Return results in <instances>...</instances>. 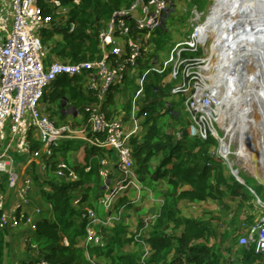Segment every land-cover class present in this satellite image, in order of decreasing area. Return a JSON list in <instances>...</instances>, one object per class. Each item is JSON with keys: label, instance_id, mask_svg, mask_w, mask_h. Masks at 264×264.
<instances>
[{"label": "trees", "instance_id": "1", "mask_svg": "<svg viewBox=\"0 0 264 264\" xmlns=\"http://www.w3.org/2000/svg\"><path fill=\"white\" fill-rule=\"evenodd\" d=\"M59 1L60 7L56 6L53 0H38L42 12L54 18L53 25L41 32L43 43L48 50L47 62L59 59L76 63L100 59L101 29L115 10L132 3V0ZM205 1L193 0L189 3L190 6L200 7ZM72 24H75V28L71 31ZM152 40L155 43L154 50L139 58L137 67L130 69L122 82L113 85L103 101L102 109L109 118H117V114L122 111L126 119L129 117L131 96L140 88L139 79L143 77L145 70L151 67L153 59H158L160 52L167 51L170 47L172 35L168 24L159 27ZM169 73L170 68L162 73L149 71L145 75L144 95L140 99L138 113V117L144 119L142 130L130 138L139 178L165 181V189L162 192L165 198L158 218L152 224L153 229L145 234L146 236L140 237L150 245L151 255L143 260V249L128 250L132 244L137 245L135 233L122 222L112 226L97 225L103 235L104 246L83 244L87 238L88 209H92L100 218L104 219L106 216L101 201L105 191V182L100 173L104 167L103 160L106 159L114 165L118 155L113 149L90 145L83 140L68 139L64 140L55 152L60 150L68 156L70 152L84 148L82 163L73 164L70 159L66 160L79 178L59 182L60 179L48 176V169L41 170L40 158L33 161L29 175L33 178L35 192L45 199L46 207L34 216L36 228L33 229L29 225V228H26L31 233L27 247L39 254L30 259H23L18 264H35L41 257L56 264H92L89 257L94 258L98 264L101 263L100 259L109 264H228L222 259L221 252L215 246L209 245L211 239L217 235L216 229L203 218L183 216L180 204L183 201L204 203L209 200L234 201L242 198L249 201V206L253 207L255 196L227 169L224 158L210 150L212 146L219 144L215 136L209 135L206 140H202L184 135V129L191 123L190 119L183 115L189 94L181 92L178 93L177 100H170L177 96L172 92L177 83L166 81ZM84 81L82 75H60L45 91L44 103L56 114L66 102L65 107L74 106L82 114L83 122L89 125L90 111L87 107L99 103L100 100L95 91L83 88ZM118 93L127 99L123 110L119 112L116 108ZM174 112L179 114L173 126L178 130L169 133L166 128L170 123L167 124L165 118ZM178 133H181L179 139ZM33 141V148L38 149L41 143L38 140ZM112 175L110 179L113 178ZM242 177L249 185L247 179ZM2 181V188L8 191L6 175L2 177ZM45 186H49L50 191L47 192ZM257 186L252 187L264 201L259 193L263 185ZM78 197L80 201L75 204L74 200ZM126 201L127 197H123L119 210L133 207L131 202L126 204ZM223 203L225 208H230L229 203ZM99 207L103 213H100ZM255 219V215L248 217L250 226L255 224ZM168 230L172 233L167 234ZM65 238L68 239V244ZM6 245L5 234L0 229V264H7ZM237 249L241 254L239 263L233 261L229 264H264V252L258 253L255 245L250 248L238 245Z\"/></svg>", "mask_w": 264, "mask_h": 264}, {"label": "built area", "instance_id": "2", "mask_svg": "<svg viewBox=\"0 0 264 264\" xmlns=\"http://www.w3.org/2000/svg\"><path fill=\"white\" fill-rule=\"evenodd\" d=\"M171 2L172 0H132L130 5L115 10L99 34L101 58L68 63L56 60L47 62V48L41 32L53 25L54 18L42 12L38 0H0L1 230L20 225L36 228L34 216L40 214L42 209L34 206L30 212L26 206L32 202L30 194L34 181L28 171L32 170L33 161L40 158L41 170H49L52 168L49 162L52 158L56 160L55 149L64 140H83L90 145L113 149L118 155L114 165L103 160L104 167L100 172L106 184V193L101 201L107 216L100 218L92 209H88L86 246L105 245L97 225L119 223L121 216H114L113 208L121 192L131 190L140 196L144 190L143 182L136 173L130 138L142 130L143 118L138 117L139 101L144 95L143 80L149 71L162 73L170 68L169 75L174 80H181L180 85L174 87L172 92L189 94L185 101L191 121L189 134L202 140H206L209 135L218 137L220 146L217 154L223 157V140L216 128V125H220L223 98L220 87L206 75L210 71L209 67L211 70L219 69L215 62L218 60V52L212 49V44L207 46L209 41L200 33L204 22L197 23L191 35L176 44L170 57L162 65L154 62L157 60L154 58L151 67L139 79L140 88L132 96L128 121L109 118L102 109V103L111 87L122 82L130 69L137 67L139 58L154 50L152 38L155 31L164 26ZM53 3L61 6L59 0H53ZM74 28L75 24H72L71 31ZM187 52L190 55H185ZM63 74L84 76L83 88L97 93L100 102L87 107L90 111L89 125L83 120V124L74 125L67 118H61L66 115V102L58 115L53 114L44 103L45 91ZM68 112L76 118H82V114L74 106H69ZM33 140L41 143L38 149L33 148ZM113 169L120 174L115 184L110 179ZM55 174L64 182L79 178L74 168L64 161L59 162ZM5 175L8 191L1 186ZM250 190L259 198L252 188ZM10 191L17 198V202L11 206L8 204ZM259 200L261 201L260 198ZM79 201L78 197L74 203L78 204ZM161 201L164 202V199ZM141 236V231L135 232V242L143 244L144 260L151 255V247L140 239ZM65 242L68 244L67 239ZM240 242L246 248L255 245L258 253L264 252V218L250 226L248 236ZM89 259L92 264H96L91 257ZM35 264L56 263L41 257Z\"/></svg>", "mask_w": 264, "mask_h": 264}, {"label": "rangeland", "instance_id": "3", "mask_svg": "<svg viewBox=\"0 0 264 264\" xmlns=\"http://www.w3.org/2000/svg\"><path fill=\"white\" fill-rule=\"evenodd\" d=\"M191 1L193 2V0H172L170 5V10L167 13V16L165 17L164 20V25L168 24V27L171 30L172 41L170 42V47L168 48V50L161 51L159 58L154 62H157L158 64L162 65L163 62L166 59H168V57H170L171 50H173L176 44L185 41L188 38V36H190L191 33L193 32V29L195 28L197 23L205 22L207 20V16L209 15L211 8L215 4V0H206L204 5L197 7L193 5L190 6L189 2ZM255 2L253 4H255ZM60 11L61 9L59 10V12ZM248 11L250 12L251 10ZM263 38H259L257 44H255L256 46L252 49L253 52L251 51V54H253L252 59L255 60L254 68L258 75V77L255 78H257L258 83L254 85L253 83L248 84V88L245 91L247 95H244L243 97L242 96L239 97L238 95L234 100L236 101L235 104L240 102L242 106L250 109L249 121L251 122L252 126L249 129L250 130L249 133H247L248 135L246 134L247 135L246 137L244 138L242 137V139L244 140H246L247 138L246 140L247 144L244 145L243 148L240 146L239 139L241 137H239V134L236 131L234 116H232L234 113L231 111L229 107L225 108V110L227 111L226 115L223 114V118L222 119L220 118V123L222 124V128L219 125H216V128L218 130L219 137L223 140V144L226 145L227 147L225 151L223 150V158L227 169H229L231 173L234 170H238L239 174H242V176H244L247 179V182H249V185L247 183L245 185L248 186L249 188H252L253 190L254 188L252 186L256 187L257 185L262 184L263 189L259 190V193L264 199V39ZM211 40L213 41L214 39ZM212 41L209 40L207 46L211 45ZM199 50L203 51V49H199ZM56 61H60V60L58 59ZM181 69H183V66L181 67ZM247 70L250 71L249 68H247ZM166 81L177 83V85L178 84L180 85L181 80H174L171 75H168ZM236 84L237 83L235 84L232 83L231 86L233 87ZM175 95L177 96L171 98L170 100H174V99L177 100L179 95L178 93ZM117 98H118L119 109L120 111H122L124 105L127 102V99L124 98L123 94H119V93ZM66 107L67 110H66V115H64V119L67 118V121L73 122L74 125L83 124L82 118L81 119L76 118L74 114L71 115L72 113L68 112L69 106L66 105ZM184 110H186V105ZM186 112L183 115L190 119L189 115L186 114ZM116 117L123 118L125 121L129 120L128 118L127 119L125 118V114L123 112L118 113ZM178 117L179 114L176 112L167 115L165 121L167 122V124L170 123V126L166 128L167 132L175 133L178 130L177 128L176 130L173 128V126L176 124L175 122L178 119ZM235 120H236V116H235ZM190 127H191V123H189V125L185 129L189 130ZM178 136L181 137L179 133L177 134V138ZM190 137L193 136L190 135ZM217 139L219 140V144L217 146H212L210 149L214 153L215 152L219 153L220 139L218 137ZM250 152H253L254 154L255 152L258 153V157H259L258 165H252V163H250L249 160ZM83 157H84V148L77 151H72L70 152V154H68V156H65L64 153L61 152L60 150L57 151L55 154L56 160L52 158V160L49 162V164H52V168L49 169L48 176H50V178L52 179L58 180V177L56 176L55 173H56V169L58 168L59 162L61 161L66 162L67 159H70L71 163L78 164V161H82ZM54 167L56 168L53 169ZM257 177H260L262 179V182H260ZM58 181L60 182L61 180ZM142 182H143L142 184L144 186V190L140 196H138L134 191L131 190L129 192L120 193L113 208V215L117 217L121 216L119 222L121 221L122 223L128 225L130 231L133 233L141 231L143 237L146 236L145 234H148L151 229H153L152 224L157 220L158 218L157 216L161 211V207L163 204V201L161 200L165 198L162 193L165 189V183H164L165 181L147 178L145 180H142ZM105 188H106V184L104 185V189ZM147 188L149 189L151 188V190ZM148 191H151L150 194L153 193L154 195H156L155 200L152 197L151 198L148 197L147 195ZM251 192L255 196V198L252 201V203L254 204L253 207L249 206L250 205L249 201L244 200L242 198H237L234 201H230L229 199L209 200L204 203H199V202L191 203V202L183 201L180 204V210L183 216L203 218L212 224L214 229H216L217 235L211 239L209 245L215 246L216 249L221 252L222 259L228 264L233 261L239 263L241 254H239L237 246L238 245L242 246L240 240L245 236H248L249 234L250 224L248 222V217L250 215H255L256 216L255 224L264 218V201L258 195L259 198L261 199L260 201L252 190ZM104 193H106V191H104ZM30 197L34 203H36L39 207H41V209L46 207V204L44 203L45 199L42 197L41 194L34 192V194H32ZM123 197H127V201L125 202L126 204L128 202H131L133 204V207L131 209L124 208L122 210H119V207L121 206L120 201H122ZM223 201L229 203L230 208L228 209L225 208ZM99 209L101 211L100 213H103L100 207ZM170 230H168L167 234H169L170 232L172 233V231ZM30 234H31L30 230L28 229L7 231L6 235L8 241L5 248L7 264H18L23 259H30L32 257H35L34 254H36V252L33 251L34 249H28L27 247L28 240L30 237V236L28 237L27 235ZM86 241L87 238L85 239L83 244L88 243ZM132 245L128 247V250L134 248H137L138 250L143 249V244L140 242L137 243L138 246L136 244L133 246ZM100 264H109V263L102 261Z\"/></svg>", "mask_w": 264, "mask_h": 264}, {"label": "bare ground", "instance_id": "4", "mask_svg": "<svg viewBox=\"0 0 264 264\" xmlns=\"http://www.w3.org/2000/svg\"><path fill=\"white\" fill-rule=\"evenodd\" d=\"M200 33L205 36V40L214 39L211 47L218 52V60L215 62L219 69H210L206 75L221 89L223 110L220 118H223V114L226 115L225 108L229 107L234 113L232 116L236 131L241 137L240 146L243 148L247 144V138L244 140L242 137L248 135L252 126L249 121L250 109L242 106L240 102L235 104L234 100L238 95H247L245 91L248 84L258 83L251 51L259 38L264 36V0H215L207 20L200 27ZM232 83L237 84L232 87ZM219 126L222 128L221 123ZM223 148L225 151L226 145Z\"/></svg>", "mask_w": 264, "mask_h": 264}, {"label": "crops", "instance_id": "5", "mask_svg": "<svg viewBox=\"0 0 264 264\" xmlns=\"http://www.w3.org/2000/svg\"><path fill=\"white\" fill-rule=\"evenodd\" d=\"M116 108H117V111L119 112L120 111V109H119V105L117 104V106H116ZM123 112V111H122ZM83 149V148H82ZM82 163V161H78V163ZM73 165V164H72ZM30 169V168H29ZM28 173H29V171H28ZM112 176H113V178H112V181H113V184H115L117 181H118V179H119V177H120V174H119V172L116 170V169H113L112 170ZM162 181V180H161ZM165 183V182H164ZM34 187H35V185H34ZM34 187H33V191H32V193L30 194V196L32 195V194H34V192H35V189H34ZM45 188H46V190H47V192L48 191H50V189H49V186H45ZM44 188V189H45ZM147 189H149V188H147ZM149 190H151V188L149 189ZM9 193H11V195H10V198H9V202H8V204H9V206H11L14 202H17V198L12 194V192L10 191ZM147 193V192H146ZM151 193V191H148V193H147V195H148V197L149 198H153L154 200L156 199L155 198V196L156 195H154L153 193L152 194H150ZM31 198V197H30ZM32 200V199H31ZM32 206H38L36 203H34L33 202V200H32V202H31V205H28L27 206V210H29L30 212H32L33 211V207ZM39 207V206H38ZM26 228H29V226L28 225H20V226H18L17 228H12V229H8V230H3V233L5 234V239L8 241V238H7V231H17L18 229L19 230H23V229H26ZM27 236H29V235H27ZM133 246V245H132ZM5 251H6V249H5ZM34 256H37L36 254H34ZM5 259H6V255H5ZM102 261H104V262H106L105 260H103V259H100V262H102Z\"/></svg>", "mask_w": 264, "mask_h": 264}, {"label": "water", "instance_id": "6", "mask_svg": "<svg viewBox=\"0 0 264 264\" xmlns=\"http://www.w3.org/2000/svg\"><path fill=\"white\" fill-rule=\"evenodd\" d=\"M184 135L185 136H188L189 135V130L188 129H185L184 130ZM249 160H250V163H252V165H258L259 164V162H258L259 161L258 153L257 152H255V154H253L252 152L249 153ZM232 174L236 177V179L240 183H242L244 185L246 184L245 179L242 176L239 175V171L238 170L232 171ZM257 178H258V180L260 182H262V179L260 177H257Z\"/></svg>", "mask_w": 264, "mask_h": 264}, {"label": "clouds", "instance_id": "7", "mask_svg": "<svg viewBox=\"0 0 264 264\" xmlns=\"http://www.w3.org/2000/svg\"><path fill=\"white\" fill-rule=\"evenodd\" d=\"M180 134H181V133H180ZM189 136H190V135H189ZM178 137H179V136H178ZM179 138H180V137H179ZM216 138H217V137H216ZM239 175H240V174H239ZM247 187H248V186H247ZM248 189L250 190L249 187H248ZM250 191H251V190H250ZM255 192H256V191H255ZM106 216H107V212H106ZM106 216H105V217H106ZM109 226H112V225H109ZM132 233H133V232H132ZM66 239H67V238H65V241H66ZM67 240H68V239H67ZM68 243H69V242H68ZM136 243H138V242H136ZM66 244H67V243H66ZM85 245H86V244H85ZM92 260H94L95 263L98 264L94 258H93Z\"/></svg>", "mask_w": 264, "mask_h": 264}]
</instances>
